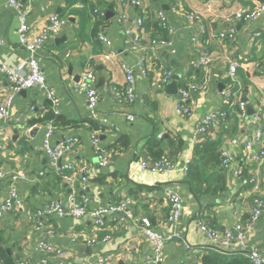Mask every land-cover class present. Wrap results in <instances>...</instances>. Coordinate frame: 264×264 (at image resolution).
Here are the masks:
<instances>
[{"label":"crops","instance_id":"crops-1","mask_svg":"<svg viewBox=\"0 0 264 264\" xmlns=\"http://www.w3.org/2000/svg\"><path fill=\"white\" fill-rule=\"evenodd\" d=\"M21 1L31 34H38L48 26L49 16L53 13L68 18L69 22L39 52L47 83L61 98L59 118H46L52 103L41 89L34 87L25 89L26 93L18 91L11 102L10 118L0 119V129L9 135V141L0 150V166L7 175L0 186V203L8 195L10 185L16 187L23 202V209L5 212L0 217L2 246L12 249L18 263L27 260L30 264H44L36 245L45 239L70 250L68 264H83L86 257L96 251L115 255L111 264H141L151 247L130 220L112 222L109 230L98 233L100 238L106 233L112 237L88 248L83 238L92 234L90 215L77 222L55 215L43 216L41 222H37L27 216L26 210H35L52 201L82 204L85 184L84 193L90 197V208L101 202L121 200L126 195L133 200L136 215L157 226L169 212L162 190L172 187L183 196L187 210L174 228L177 235L166 245L165 261L167 264H202L201 257L211 244L201 233L198 218L224 231L235 222L249 218L256 196L264 199V161H251L245 155L247 142L252 143L255 151L264 145L254 139L259 128L264 131V14L252 21L235 16L236 11L250 9L257 1L264 0H214L212 11L203 19L206 31L200 35V43L193 41L199 23L188 18L187 12L205 9L209 0H144V7L130 4L122 7L133 30L136 18L141 14L145 17V42L158 36L157 12L160 10L166 13L175 30L170 46L158 45L149 51L152 61L149 74L143 76L135 71L137 97L132 103L119 101L116 96L117 90L124 91L126 86L122 63L134 65L137 60V53L132 52L127 42L124 25L118 20L117 4L113 16L97 28L101 16L94 13V8L84 0ZM173 7L178 10L174 11ZM97 8L107 12L104 7ZM19 26V13L7 8V0H0V37L4 39L0 54L13 68L20 67L28 57L27 49L19 40ZM231 27L236 30L233 37L228 36ZM99 31L107 36L108 46L97 39ZM258 32L261 34L257 35ZM201 46L215 54V62L209 70L192 65V61L201 56ZM112 50L116 53L113 61L104 60L102 55ZM233 61L242 63L232 82L234 94L230 106L223 91L230 85L229 67ZM89 67L96 71L100 122L90 118L85 95L74 87L81 73ZM165 70H171L173 77L180 75L179 89L199 82L200 87L193 93L195 102L190 116L183 117L176 111L179 90L176 94H169L167 84L163 88L156 86V80ZM9 90L7 77L0 74V102ZM244 98L247 100L246 115L241 117L235 107ZM248 106L252 107L254 114H249ZM224 110L230 111L232 118L223 123L218 121L211 128V138L207 137V141L211 139L219 142L221 149L231 150L237 161L235 167H240L243 173L236 176L232 169L222 170L220 166L226 177L227 189L223 193L202 198L195 195L187 183V173L179 167L163 174L141 167V161L153 159L148 150L152 139L161 142L163 154L178 166L187 158H192L191 166L204 161L202 155L196 154L197 145L192 144L195 125L206 113ZM127 114H134L135 118L130 121ZM50 120L57 126L53 143L67 136L79 137L74 149L62 160L63 164L74 165L73 172L64 170L58 174L49 164L43 142ZM93 130L99 133L105 147L121 152L118 157L111 155L112 161L106 167L99 164L94 151ZM234 137L238 139L237 144L230 142ZM213 170L216 167L210 168L208 173L213 174ZM18 171L27 179H14L12 174ZM71 172L76 175L74 180L68 178ZM83 178H86L85 183ZM253 178L258 180L259 192L250 182ZM52 229L55 235L47 236L46 232ZM73 230L79 236L75 240L72 239ZM161 231L165 234L171 232L162 227ZM131 242L136 247L130 251L132 258H128V251L122 250ZM248 244L264 254V214L252 222ZM50 264H59V259Z\"/></svg>","mask_w":264,"mask_h":264},{"label":"built area","instance_id":"built-area-1","mask_svg":"<svg viewBox=\"0 0 264 264\" xmlns=\"http://www.w3.org/2000/svg\"><path fill=\"white\" fill-rule=\"evenodd\" d=\"M130 1V5L143 7L144 0H116V4L119 9V21L124 25V32L127 36V42L132 52L137 53V60L134 65H129L125 62L122 63V69L125 72L126 86L124 91L117 90L116 96L119 101L132 103L137 97L136 93V81L137 77L135 71L138 70L143 76H147L152 68V61L150 60L149 51L155 46L168 47L172 44V37L175 33L174 27L171 25L166 13L164 11L157 12V18L160 25L166 29L168 38L165 40H154L151 43L144 40V25L143 16L139 15L136 18L135 29L133 30L129 25V17L122 9ZM214 0H209V4L205 6L203 10H196L187 12V17L199 23L198 33L193 38V41L200 43V35L205 33L206 26L203 23V19L206 13L212 11V3ZM21 0H7V8L19 13L20 26L18 29L19 40L23 47L28 51V57L22 62L18 68H13L4 62L0 54V74L7 77L10 83V90L4 99L0 102V119L10 118V106L14 95L22 89H30L38 87L43 91L46 97L52 103V110L55 114H59L61 105V98L56 94L55 90L49 86L46 79V73L44 68L39 62V52L46 45L47 41L56 37L63 29L65 24L69 22V19L60 16L59 14H51L49 16L50 24L45 26L38 34H31L30 26L26 22V14L22 7ZM174 11H177V7H173ZM94 13H99L100 16L104 15V11H100L97 7L93 9ZM264 14V2L257 1L253 7L246 10L236 11L235 16L238 19L245 21H252L259 18ZM236 33L234 27L228 30V36L233 37ZM261 33L258 32L257 35ZM98 39L108 46L110 41L104 32H99ZM4 44V39L0 37V46ZM202 47V46H201ZM104 60L113 61L116 57V53L112 51L105 52L102 55ZM215 54L207 47H202L201 56L192 61V65L195 68H204L209 70L215 62ZM242 62L233 61L229 67L230 85L223 91L226 97L227 103L231 106V98L234 94L232 82L236 79L237 70ZM24 67L26 70H24ZM264 74V70H262ZM173 73L171 70H165L160 77L156 80V86L163 88L171 79ZM96 71L94 68H87L84 70L77 83H75V89L85 95L87 101V109L89 116L93 121L100 122L102 117L98 110L100 91L96 86ZM200 87L199 82L185 85L179 89V100L176 104V111L183 117H188L192 114V108L194 104L193 93ZM240 116L246 115V103L240 101L239 104ZM227 111H217L206 113L200 118L193 132L192 144L199 145L202 141H207L211 128L219 121L223 123L227 119ZM126 118L132 121L134 114H127ZM56 125L53 120L47 124V130L44 135L43 150L48 157L50 166L58 173L61 174L64 170H71L73 172L74 165L72 163L63 164L62 160L66 154L71 152L75 145L79 142L78 136H67L56 143H53V136L55 135ZM162 135V134H161ZM211 138V137H210ZM258 143L264 144V131L259 128L255 133L254 138ZM211 140V139H210ZM9 141V135L4 129H0V150H3L6 143ZM91 142L94 151L98 157V162L101 166L106 167L112 161L113 156L118 157L121 152L118 150H109L102 144L99 133L95 130L91 132ZM232 144H237L238 139L232 138L230 140ZM221 150V164L223 169H232L236 176H241L243 170L240 167H235L236 157L227 148ZM113 155V156H111ZM246 157L249 160L264 161V145L263 147L255 151L252 143L246 144ZM192 158H187L181 166H178L169 156H163L158 159H149L141 161V167L152 173H170L174 172L178 167L184 172L188 173L192 164ZM70 173L68 178H76L75 173ZM6 173L2 167H0V186L2 185ZM14 179H27L26 175L21 172H14L12 174ZM83 182H86V178H83ZM254 183L256 192H259V184L256 178L250 180ZM82 204L72 202L71 204H62L59 201H52L45 206L37 208L35 210L27 209V216L34 218L37 222H41L43 216L46 218L55 215L60 218H69L75 222L86 215L91 216L92 231L91 235L84 237L83 242L89 248L98 246L102 241H108L112 236L109 233L103 235L102 238L98 236V233L103 230H109L110 224L114 222H126L130 220L133 225H136L145 239L149 242L151 252L147 254L141 264H167L165 261V250L168 241H171L177 233L174 228L180 224L182 216L185 214L187 207L185 206V200L183 196L172 187H167L162 190V196H164L167 206L169 207L168 214L159 221V225L155 226L148 222L147 219H143L136 215L134 202L131 197L124 195L121 200L109 203H98L96 206L90 208L88 202L90 200L89 195L84 193L86 185H83ZM15 209H23V202L19 198L17 189L14 185H10L8 188V195L0 203V217L3 213L9 212ZM124 214L125 216H123ZM264 214V199L260 196L254 198V206L249 218L246 220H240L235 222L231 227L226 228L224 231H220L209 224H207L200 217L198 218L199 227L201 233H203L209 240L211 246L214 248H220L229 251L230 249H238L246 252L248 258L252 264H264V254L257 248L249 246L248 233L251 228L252 222ZM161 227L164 230H171L170 233L165 234L161 231ZM55 230H48L47 236L55 235ZM79 236L75 230L72 233V239H77ZM136 247L134 242L128 244L122 251L126 252L128 258H132L130 252ZM36 251L42 256L44 264H50L55 259H59V264H68L67 262L70 250L60 245L53 244L45 239L39 240L36 245ZM115 255L108 253L102 254L98 251L90 254L86 257L83 264H111L115 259ZM19 264H30L27 260L19 262ZM136 264V263H133Z\"/></svg>","mask_w":264,"mask_h":264},{"label":"trees","instance_id":"trees-1","mask_svg":"<svg viewBox=\"0 0 264 264\" xmlns=\"http://www.w3.org/2000/svg\"><path fill=\"white\" fill-rule=\"evenodd\" d=\"M92 8L104 7L107 11H113L116 6V0H84ZM130 4V1H128ZM138 7V6H136ZM144 7V6H143ZM144 10H147L144 8ZM143 14H141L142 16ZM62 16V15H60ZM108 19L106 13L101 15L97 22V28L103 24V22ZM143 25L145 30V17H143ZM158 20V18H157ZM98 30V29H97ZM158 30V36L152 37L148 42L154 40H165L168 38L166 29H164L158 20V25L156 26ZM101 32V31H99ZM97 33V39L98 34ZM164 36H161V35ZM248 85V81H247ZM236 110H239V106L235 107ZM228 112V111H227ZM60 114H55L51 108V111L47 114L46 118H59ZM232 118L230 111L228 112V120ZM161 142L154 139L151 140L150 145L148 146L149 152L152 154L153 159H158L165 154L161 150ZM221 147L219 142L208 140L207 142L200 143L197 145L196 154H200L204 157V161L199 162L198 164L191 166L189 172L187 173V183L189 184L191 191L199 197L210 196L214 197L219 193H223L227 189L226 186V177L223 172H221L220 166L223 170L221 164ZM211 164L213 166H211ZM1 167V166H0ZM216 167V170H213V174H209L208 170L210 168ZM222 179V181H221ZM0 262L2 264H19L16 257L12 255V249L9 247L2 246V238H0ZM202 264H252L251 260L248 258L247 254L243 250L237 251H227L220 248H214L209 246V249L201 257Z\"/></svg>","mask_w":264,"mask_h":264},{"label":"water","instance_id":"water-1","mask_svg":"<svg viewBox=\"0 0 264 264\" xmlns=\"http://www.w3.org/2000/svg\"><path fill=\"white\" fill-rule=\"evenodd\" d=\"M25 3L27 2V0H23ZM106 16L107 18H110L113 16V12L112 11H107L106 12ZM72 19V18H70ZM73 21V19H72ZM179 81H180V75H175L166 85V92L169 94H176L179 90ZM22 92L26 93L25 89H22ZM242 101L246 102L247 100L244 98L242 99ZM252 107L248 106V112L249 114H254L255 111L251 110ZM34 131V130H33ZM83 193V192H82Z\"/></svg>","mask_w":264,"mask_h":264}]
</instances>
